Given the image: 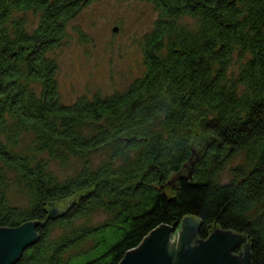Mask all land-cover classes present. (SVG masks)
Here are the masks:
<instances>
[{"label":"trees","instance_id":"1","mask_svg":"<svg viewBox=\"0 0 264 264\" xmlns=\"http://www.w3.org/2000/svg\"><path fill=\"white\" fill-rule=\"evenodd\" d=\"M141 1L159 14L143 77L65 106L50 54L83 1L0 0V228L44 222L15 264H119L187 216L201 239L214 224L245 235L251 264H264V0ZM11 192L29 212L8 206Z\"/></svg>","mask_w":264,"mask_h":264},{"label":"rangeland","instance_id":"2","mask_svg":"<svg viewBox=\"0 0 264 264\" xmlns=\"http://www.w3.org/2000/svg\"><path fill=\"white\" fill-rule=\"evenodd\" d=\"M82 1L79 13L67 23L62 40L50 54L58 65V94L65 106H71L80 98L91 100L96 96L103 98L116 92L122 93L133 82L142 78L146 72L143 59L144 38L153 31L159 17L150 3L141 0ZM14 17L22 18L30 31L39 25V14L18 12ZM182 23L188 25V18H184ZM51 167L59 177H63L64 172L57 163ZM183 175H188V166ZM220 178L221 183L230 181L229 166L220 174ZM166 194H173L171 188H166ZM73 198L75 197H68L54 205L64 207L65 211L67 202ZM8 206L21 212H29L32 205L27 198L11 192ZM58 211L62 213V209ZM46 212L47 218L48 211ZM96 217L94 222L105 219L101 215ZM180 226L171 237L179 229L182 232ZM211 227H208V231ZM38 229L39 227L36 231L39 234ZM53 232L59 233V230Z\"/></svg>","mask_w":264,"mask_h":264},{"label":"water","instance_id":"3","mask_svg":"<svg viewBox=\"0 0 264 264\" xmlns=\"http://www.w3.org/2000/svg\"><path fill=\"white\" fill-rule=\"evenodd\" d=\"M74 199L67 202L66 209ZM47 211L48 220L66 210L51 204ZM180 222L171 227L165 224L156 227L136 248L127 251L119 264H251L250 244L245 235L222 230L214 224L204 240L198 237L201 223L197 218L187 216ZM43 224L33 220L13 228H0V264H15L38 241L36 229ZM179 226L182 232L179 229L171 237Z\"/></svg>","mask_w":264,"mask_h":264}]
</instances>
